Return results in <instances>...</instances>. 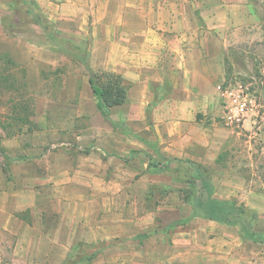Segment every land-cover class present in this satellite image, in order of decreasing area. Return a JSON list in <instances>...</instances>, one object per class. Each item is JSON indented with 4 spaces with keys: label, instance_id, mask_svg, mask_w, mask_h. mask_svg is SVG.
<instances>
[{
    "label": "rangeland",
    "instance_id": "1",
    "mask_svg": "<svg viewBox=\"0 0 264 264\" xmlns=\"http://www.w3.org/2000/svg\"><path fill=\"white\" fill-rule=\"evenodd\" d=\"M21 1L13 0L12 12L0 9V189L9 191V181L13 178L9 171L10 155L41 158L44 153H50L49 159L53 160L60 157L55 154L66 152L73 161L69 163L62 158L48 173L44 168H36L40 166L34 162L33 167L43 178L39 184V179L31 183H36L40 189L51 188L46 196L53 208L17 213L33 228L29 232L32 239L27 241L31 250L37 246L33 241L35 235L50 232L60 235L62 244L67 245L70 224L75 227L73 230L77 228L78 234L87 229L88 239L80 241L84 246L68 264H75L80 257L94 252L101 255L105 250L107 263L116 264L126 256L127 250L145 247L146 240L138 237L142 234L171 242L175 232L183 230L187 223L172 225L189 222L192 200H197L201 193L196 179L198 167L210 179L218 199H236L246 204L244 198L249 191L264 193V0H255L258 15L250 7L249 2L253 0H229L233 5L231 19H227L224 12L215 20L205 16L206 32L210 29L208 21L217 24V30L205 32L203 38L206 54L220 50L225 67L222 81L197 78L189 82L166 77V80L151 83L147 91L132 89V96L146 95L149 104L144 109L143 104L130 101L116 108V125L91 116L95 114L96 100L87 82L88 54L83 36H78L77 45L73 43L70 32L74 29L73 22H64L66 36L62 38L43 9L32 2V6H22ZM211 5L210 1L204 3L207 11ZM28 9L32 11L29 13ZM19 35H26L20 40L22 48L17 44L21 39ZM30 43L38 46L39 53L47 60L58 57L59 62L56 65L41 62L39 75L35 74L21 64L35 54L36 49L28 46ZM50 44H55L57 56L46 48L41 51ZM131 83L132 87L136 84ZM240 86L250 95L247 121L240 126L227 125L224 106L231 97L224 93L227 89L238 90ZM26 107L33 115L24 123L20 119L25 117L22 112ZM191 115L195 120L189 134L196 141L205 137V128L217 131L216 139L222 141V148L215 160L209 153L206 155L202 146L190 148L186 142L174 144L177 149L187 150L185 156L166 158L161 153L165 144H159L160 136L174 142L170 131H175L177 122L189 123ZM117 133L121 134L120 140L126 147L124 157L108 152L115 158L91 156L87 162L90 170L77 172L84 167L76 148L78 137L88 141L102 137L108 140L118 138ZM135 136L143 140L158 139L153 140L156 144L151 149L148 147L147 152H142L130 150L132 144L128 140L133 142ZM211 151L218 152L219 148L213 146ZM47 174L54 178L50 180ZM53 187L59 188L58 192L52 190ZM258 204L264 206V201L259 199ZM4 218L5 214H0V224ZM256 229L264 241V221ZM89 234L93 238L105 234L108 238L89 240ZM256 243L264 250V242ZM16 251L17 235L0 228V264H24L17 261ZM96 258L87 264H93Z\"/></svg>",
    "mask_w": 264,
    "mask_h": 264
},
{
    "label": "crops",
    "instance_id": "2",
    "mask_svg": "<svg viewBox=\"0 0 264 264\" xmlns=\"http://www.w3.org/2000/svg\"><path fill=\"white\" fill-rule=\"evenodd\" d=\"M33 1L46 12L47 18L54 22L62 38L66 36L63 27L64 22L68 20L73 22L74 29L70 30L74 37L73 43L77 45L79 43L78 36H83L88 54V64L93 71L116 72L122 74L127 80L136 83L129 92V102L143 104L144 109L148 106L149 99L146 98V95L145 97L132 96V89H135L134 91L142 89L147 91L150 89L151 83L166 80V77L173 80L180 78L189 82L197 78L210 81L219 79L222 81L225 78V67L220 50L218 52L214 50L215 54L213 52L205 53L206 41L203 35L206 29L203 20L205 22L207 15V18L211 17L215 20L222 12L225 13L227 19H231L233 17L231 12L233 5L230 4L229 0ZM209 1L213 5L207 11L204 3ZM12 2L13 0H0V9L5 8V10L12 12ZM215 3H218L217 6ZM213 20L208 21V28L210 29L206 33L217 30V24ZM25 36L19 35L21 37L17 43L19 47L20 42H22L20 40H23L22 37ZM30 44L28 46H33L36 49L35 54L21 64L32 69L35 74L39 75V63L47 62L56 65L59 62L58 57L47 60L39 53L38 46L33 43ZM44 48L57 56L55 44L42 47V52ZM87 82L89 83V78ZM146 91L145 94H147ZM119 107L122 106L111 109V118L114 122V113H116L114 110ZM97 110L96 107L95 114L91 116L106 123L105 118ZM175 112L178 113V111ZM193 120L195 117L191 115L189 123L177 122L175 131H170V134L175 137L172 143L169 142L170 138L163 140V135L160 136L159 144H165L161 153L166 158L170 156L182 157L187 154V150L174 147L175 143L182 144L181 142H186L189 147L191 146L190 148L200 145L205 149L207 156L209 153L214 160L217 158L222 148V141L216 139L217 131L205 128V137L196 141L189 134L190 130L193 129V124H191ZM154 128L158 130L159 126L154 125ZM111 130L113 131V129ZM106 136L108 135L106 134ZM117 136L119 139L106 140L102 137V139L95 141L78 137L76 148L79 151V161L84 163V167L77 172L81 174L82 171L90 170V165L87 162L91 156L99 154L108 156L111 160L115 158L114 155L124 157L127 153L126 147L120 140L121 134L117 133ZM123 137L125 138L124 135ZM132 139H134L133 142L128 140L132 144L130 150L147 152L148 147L151 149L156 144L153 140L158 138L151 137L149 140H143L135 136ZM63 144L61 143V145ZM213 146H217L219 151L212 152ZM107 152L115 154L109 155ZM49 155L50 153H44L41 158H30L24 155V157L16 158L10 155L12 164L9 166V171L13 178L9 181V191H6V188L0 189V202L3 204L0 208V214H5L0 228H5L17 235L15 256L17 261L24 264H62L80 241L88 239L85 234L87 229L84 233L80 231L78 234L77 228L73 230L75 227L72 228V224H70L71 228L67 230L69 233L65 240L67 245L62 244L60 235L51 232L45 235H35L33 241L37 243L38 247L36 246L33 250L27 244V241L32 239V234L29 232L33 231V228L29 223L20 219L17 213L25 210L33 213L53 208L51 207L52 202L46 196L51 188L40 189L36 183H31V180L36 179H39L38 184L42 182L43 175L36 168H40V170L44 168V171L46 170L48 173L52 166H57L62 158L69 163L72 161V156L66 152L55 154L60 157H54L53 160L49 159ZM34 162H36V166L40 167L34 168ZM48 175L47 177H50ZM51 178L54 177H50V180H52ZM52 190L58 192L59 188L53 187ZM259 199L264 201V193L255 190L249 191V194L244 198L246 205L258 213L259 221L256 227L264 221V206L258 204ZM33 225L36 227V222H33ZM186 225L183 230L178 229L175 232L171 242L165 241L159 236H152L145 241L143 249L127 250L126 256L116 264H264V250L261 245L243 239L239 229L203 218H192ZM38 226H40L39 222ZM255 230L257 231L256 228ZM89 235L91 237L89 240L95 241L108 238L105 234L95 235L94 238L93 235ZM152 248L155 250H151ZM106 253L107 250L97 256L93 264H108ZM56 259L57 263L55 262Z\"/></svg>",
    "mask_w": 264,
    "mask_h": 264
},
{
    "label": "trees",
    "instance_id": "3",
    "mask_svg": "<svg viewBox=\"0 0 264 264\" xmlns=\"http://www.w3.org/2000/svg\"><path fill=\"white\" fill-rule=\"evenodd\" d=\"M21 2L22 6H26L28 4L30 5V2H32L35 6H38L33 0H22ZM249 3H251L253 10L258 15L259 13L254 6L255 0ZM27 11L30 13L32 9H28ZM54 42L55 44H58L57 41ZM86 67L89 73V86L92 90L93 96L95 97L98 111L108 123L111 125H116L111 118V109L116 106L125 105L129 102V92L132 88L131 81L127 80L122 74L116 72H95L91 69L89 64H86ZM21 110L23 111V109ZM22 114V116L25 117H21L20 120H22L24 123L29 122L30 116L33 115L28 107L24 109ZM20 131L22 132V130ZM8 159L11 160L9 157ZM196 170V179L199 182L201 193L197 200H192L193 208L191 219L203 218L227 226L236 227L239 228V233L243 239L251 240L255 243H263L264 241L262 239V235H260V233L255 230L259 221L258 213L255 210L249 208L246 204L239 203L236 199L228 200L216 198L214 196L215 189L210 179L204 175V172L199 169V167ZM185 223H187V221L178 222L172 226L174 227L177 224L182 225ZM138 237L140 240H147L150 238V234H142L138 235ZM82 246H84V244L79 242L73 249L69 258H67L63 264H68L70 261L74 260L77 256L76 252H78V249H80ZM99 253L94 252L91 256L80 257L74 263L87 264L90 261H93L99 255Z\"/></svg>",
    "mask_w": 264,
    "mask_h": 264
},
{
    "label": "built area",
    "instance_id": "4",
    "mask_svg": "<svg viewBox=\"0 0 264 264\" xmlns=\"http://www.w3.org/2000/svg\"><path fill=\"white\" fill-rule=\"evenodd\" d=\"M224 94H229L230 99L225 101V115L227 125L240 126L247 121L249 113V93L243 86H240L238 90L227 89Z\"/></svg>",
    "mask_w": 264,
    "mask_h": 264
}]
</instances>
